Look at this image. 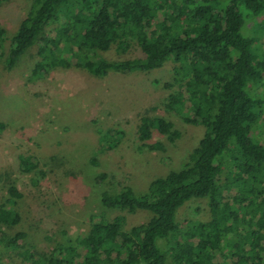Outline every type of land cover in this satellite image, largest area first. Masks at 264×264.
Segmentation results:
<instances>
[{"label":"trees","instance_id":"trees-1","mask_svg":"<svg viewBox=\"0 0 264 264\" xmlns=\"http://www.w3.org/2000/svg\"><path fill=\"white\" fill-rule=\"evenodd\" d=\"M248 16L264 19V0H159L153 6L149 0H31L12 36L0 24V63L10 70L35 47V77L72 68L100 79L170 65L172 81L164 87L175 92L163 110L203 131L182 167L152 180L144 193L103 187L102 207L128 215L146 212L142 224L124 228L121 214H93L76 247H55L45 256L27 251V262L264 264V143L252 137L264 106L248 87L262 79L264 57L256 53L253 37L241 32ZM61 20L52 29L55 42L46 31ZM134 51L139 56L129 58ZM107 52L113 58L102 57ZM135 134L138 147L147 151L163 150L151 143L154 134L169 141L177 136L161 116L139 118ZM120 137L108 130L98 147L108 150ZM37 168L35 157H18L20 173ZM6 192L0 247L15 250L25 234L9 236L1 227L18 223L14 206L21 194L12 184ZM194 201L204 202L207 219L188 222L181 233L178 210Z\"/></svg>","mask_w":264,"mask_h":264},{"label":"rangeland","instance_id":"rangeland-1","mask_svg":"<svg viewBox=\"0 0 264 264\" xmlns=\"http://www.w3.org/2000/svg\"><path fill=\"white\" fill-rule=\"evenodd\" d=\"M158 1L149 0V5ZM30 2L0 0V24L8 37ZM60 22L46 31L55 42L58 37L52 29ZM241 32L253 37L256 53L264 57V19L244 18ZM35 51V47L27 50L10 70L0 63V205L8 199L10 184L21 194L14 206L18 223L1 230L9 236L17 232L26 236L15 250L0 247L1 264H35L34 258L27 262L23 253L45 256L55 247H76L93 214L106 218L121 214L124 228L142 224L146 212L128 215L102 207L103 187L144 193L152 180L182 167L203 133L163 110V102L175 92L164 87L172 81L170 65L146 73H109L100 79L72 68L48 69L44 77H35L31 73ZM137 56L134 51L129 58ZM102 57L113 55L107 52ZM259 81L248 87L264 106V75ZM142 116L165 117L177 136L169 141L154 134L151 143L159 142L163 150L140 149L135 133ZM262 117L252 137L264 143V112ZM108 130L119 132L120 141L102 150L98 138ZM20 155L35 157L38 168L31 174L20 173ZM206 219L203 201L188 202L177 213L181 233L188 222Z\"/></svg>","mask_w":264,"mask_h":264}]
</instances>
